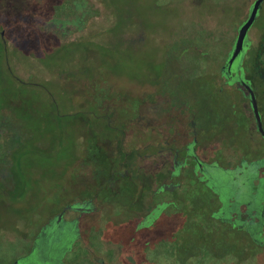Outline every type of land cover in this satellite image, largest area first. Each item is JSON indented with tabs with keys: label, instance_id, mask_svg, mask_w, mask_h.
Listing matches in <instances>:
<instances>
[{
	"label": "rangeland",
	"instance_id": "1",
	"mask_svg": "<svg viewBox=\"0 0 264 264\" xmlns=\"http://www.w3.org/2000/svg\"><path fill=\"white\" fill-rule=\"evenodd\" d=\"M252 3L67 0L64 15L42 27L43 38L39 27L0 28V264L27 253L49 218L83 189L97 193L100 219L113 231L76 242L64 264H257L249 235L231 224L247 214L226 208L224 219L211 217L216 195L188 178L160 215L151 199L139 201L148 170L105 184L120 151L134 149L130 165H140L136 148L153 133L140 130L147 121L139 113L152 112L153 125L173 132L178 108L194 107L207 138L227 147L219 155L225 165L263 155L247 92L220 73ZM247 47L236 63L251 80L264 126V0ZM149 219L151 230L126 239Z\"/></svg>",
	"mask_w": 264,
	"mask_h": 264
},
{
	"label": "flooded vegetation",
	"instance_id": "2",
	"mask_svg": "<svg viewBox=\"0 0 264 264\" xmlns=\"http://www.w3.org/2000/svg\"><path fill=\"white\" fill-rule=\"evenodd\" d=\"M238 31L239 29L236 36L234 35L235 38H233V47ZM248 37L249 31L244 41V48L247 46ZM233 47L230 49L229 56L225 59V64L221 66L220 73L228 84L236 80L240 86L241 78L246 81L243 66L240 63L236 64L241 53L234 60L229 74L227 71V62ZM239 72L241 76H239ZM244 90L250 100L248 91ZM183 106L178 108V118L176 117L175 121L177 124L174 127L173 117L168 120V127L171 129L173 127V132H167V130L155 123L153 125L152 119L155 120V118H150L149 116L150 114L153 115L152 112L148 115L138 114V116L145 118L147 121L145 127H143L144 129L140 127V130H151L153 136L144 137L141 142L143 144L136 148L139 151L142 150L141 155L138 156L140 165L138 163L130 165L134 149L124 153L119 152L122 155L119 156L118 154V165L112 167L109 178L105 180L106 186H113L117 184L116 180L124 181L130 174L134 175L135 172H139L134 170H148L145 175L147 177L144 176L142 184L139 183V186L143 185L146 187L143 192L147 193L141 196L139 201L141 200L143 204H147V201L151 199L152 211L155 213V210H160L163 204L175 205V201L171 200L173 198L172 195L181 189L184 179L188 178L192 182L191 185L209 190L216 195L219 208L217 213L211 214V217L216 220H222L224 219L223 214L226 211V205L223 199L224 190L220 183L217 182V176L221 173L232 175L237 172V176L232 177L241 179L242 174L245 173L249 183L243 181L242 184H233L229 186L230 193L228 190L226 193L228 196L227 200H233L232 202H234V207H236L234 212L239 214V217L242 213H246L247 219L243 221L237 218L231 224L249 235L254 244L253 249L255 250L257 264H264V152L263 155L259 152V156L251 161L242 160L236 166L228 167L225 165L226 161L219 158V155L223 156L227 147L220 142H213L208 139V132L199 127L196 109L194 107L191 109L190 107V110H186ZM116 112L117 110L114 111L117 115L118 113ZM106 115L108 116L106 125L111 128V114L107 112ZM124 125H127V123L125 122ZM252 127L264 138L258 129L256 119L255 125ZM124 138L121 142L124 141ZM115 142L118 141L115 140ZM150 146H153L155 151L150 152L147 149ZM257 148L260 150V145ZM186 173L190 174V178L187 177ZM149 187L150 190L148 191ZM87 194L85 195L84 189L77 190L72 199L68 200L67 204L59 212L49 218L41 231L35 236L28 252L18 256L9 264L16 261L17 264H64L68 255L75 252L76 242L81 244L84 239L102 237L108 228L109 232L113 231L112 227L108 225L111 221L104 220L103 222L100 219L99 208L103 205L97 193ZM104 195L106 196V194ZM234 197L235 200L232 199ZM237 198L239 199L237 200ZM97 200L100 204L98 206L96 205ZM158 216L156 215L155 218H158ZM126 219H129V217ZM144 223L145 221H142L135 228L136 233L140 229H148ZM139 232L142 233V231Z\"/></svg>",
	"mask_w": 264,
	"mask_h": 264
},
{
	"label": "trees",
	"instance_id": "3",
	"mask_svg": "<svg viewBox=\"0 0 264 264\" xmlns=\"http://www.w3.org/2000/svg\"><path fill=\"white\" fill-rule=\"evenodd\" d=\"M84 1L86 2V0ZM66 2L67 0H0V28L4 29L6 32L8 31L14 32V30L21 28L23 26H27V28L31 30L34 29V27L35 29L36 27H39L37 29L41 35V38H43L44 35L46 36V34H44L42 27H46L49 24L50 20H52L54 17L64 15L63 13H61L60 8L62 5L66 4ZM72 18L73 17H70V19ZM234 32L235 31H233V33ZM247 49L248 47L246 46L242 50L238 59H240V57L241 59L243 58V56L246 54ZM221 64H222L221 62L220 64L218 63L216 67L218 68ZM213 69L214 68L210 69V71H212ZM246 81L248 83L249 82L251 83V80L246 79ZM240 87L245 89V87L242 84H240ZM232 176L236 177L237 172L233 173L232 175L231 174L226 175L221 173L217 176V182L220 183L222 189L224 190L223 199L225 201L226 208H228V211L236 210V207H234L233 204L234 202H232L233 200L230 201L227 200L228 196L226 191L228 190L230 193L229 186L233 184L235 185L242 184L243 181L245 183H249V179L247 178V174L245 173L242 174L241 179H234ZM232 199L235 200V197ZM238 199L239 198H237V200ZM158 211L160 215L161 214L160 211L162 210H158ZM153 214L155 215V213ZM153 218H155V216H151L150 219L152 220ZM150 219L148 221H145L144 225H146L148 229L151 230L152 221H150ZM124 230L127 232L130 231L126 229ZM130 232L132 233V237L131 238L126 237V239L131 241L135 240L133 234L135 231L133 230V232L132 231Z\"/></svg>",
	"mask_w": 264,
	"mask_h": 264
},
{
	"label": "water",
	"instance_id": "4",
	"mask_svg": "<svg viewBox=\"0 0 264 264\" xmlns=\"http://www.w3.org/2000/svg\"><path fill=\"white\" fill-rule=\"evenodd\" d=\"M263 0H255L248 18L243 22V24L240 26L239 31H238V35L232 50V53L228 59V74L231 71V66L234 62V60L237 58V56L242 52V50L244 49V41L245 38L248 34L249 29L251 28V26L253 25L257 13L259 11V8L262 4ZM3 35V32H2ZM239 76H241V73L239 72ZM241 84L245 87V89L248 91L249 96H250V102H251V106L253 109V113L257 122V126L259 131L261 132V134L264 136V127H263V123H262V118H261V113H260V109H259V104H258V100H257V96L255 94V91L253 89V87L246 82L244 79L241 78ZM12 264H17V261L12 263Z\"/></svg>",
	"mask_w": 264,
	"mask_h": 264
}]
</instances>
